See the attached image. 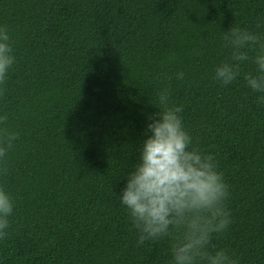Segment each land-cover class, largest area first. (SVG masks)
<instances>
[{"label":"trees","instance_id":"obj_1","mask_svg":"<svg viewBox=\"0 0 264 264\" xmlns=\"http://www.w3.org/2000/svg\"><path fill=\"white\" fill-rule=\"evenodd\" d=\"M0 25L17 57L0 110L19 133L0 165L16 204L0 264H164L169 241L137 247L116 197L165 86L229 185L232 222L210 250L264 264V104L244 81L254 65L212 80L229 53L222 33L264 30V0H0Z\"/></svg>","mask_w":264,"mask_h":264},{"label":"clouds","instance_id":"obj_2","mask_svg":"<svg viewBox=\"0 0 264 264\" xmlns=\"http://www.w3.org/2000/svg\"><path fill=\"white\" fill-rule=\"evenodd\" d=\"M261 26L258 23L257 29ZM220 46L229 53L215 66L212 80L230 85L240 77L242 65L250 62L254 68L244 73L245 85L264 104V30L231 27L222 33ZM16 62L12 36L0 25V93ZM184 77L183 71L176 74L177 80ZM152 103L159 111L149 115L148 135L139 144L137 162L125 172L126 183L116 197L130 218L135 245L167 239L164 264H238L225 249L210 250L213 236L232 222L225 204L230 189L215 154L194 146L183 105L171 102L169 87L160 88ZM7 120V113L0 110V165L19 137L6 126ZM5 171L0 167V174ZM15 207L14 197L0 182V238L8 234Z\"/></svg>","mask_w":264,"mask_h":264}]
</instances>
